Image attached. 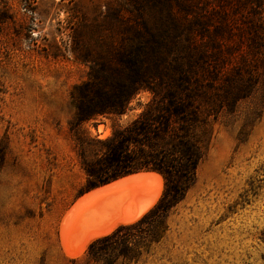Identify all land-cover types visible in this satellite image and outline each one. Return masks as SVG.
Returning <instances> with one entry per match:
<instances>
[{
    "label": "rangeland",
    "instance_id": "rangeland-1",
    "mask_svg": "<svg viewBox=\"0 0 264 264\" xmlns=\"http://www.w3.org/2000/svg\"><path fill=\"white\" fill-rule=\"evenodd\" d=\"M164 12L159 0H0V264H103L86 255L93 240L67 255L61 222L89 188L82 153L101 154L99 141L137 118L154 92L142 87L125 113L98 114L75 129L71 94L86 82L97 84L93 92L109 91L103 80L143 71L126 58L142 18L161 30L155 25ZM259 69L264 74V64ZM202 83L188 133L205 149L194 182L163 239L132 264H264V87L229 103L228 82L208 76ZM170 114L181 133L185 112ZM164 187L163 178L161 193ZM127 195L106 200L102 216H85L68 237L70 250L113 218Z\"/></svg>",
    "mask_w": 264,
    "mask_h": 264
},
{
    "label": "trees",
    "instance_id": "trees-1",
    "mask_svg": "<svg viewBox=\"0 0 264 264\" xmlns=\"http://www.w3.org/2000/svg\"><path fill=\"white\" fill-rule=\"evenodd\" d=\"M173 1L159 0L166 11L155 25L161 30L141 20L143 30L137 33L139 41L126 63L142 66L143 71L121 81L103 80L110 85L109 91L93 92L97 84L86 82L75 86L71 94L76 112L70 125L75 129L98 114L125 113L142 87L154 92L152 102L137 118L99 141L105 148L101 154L88 158L82 153L88 187L141 169L155 171L165 180L157 203L141 218L118 225L89 244L86 255L95 262L138 263L151 244L165 236L170 213L185 198L204 155V147L188 134L202 78L228 82L231 90L224 88L222 96L229 103L264 87L259 69L264 64V0ZM171 59L177 61L178 70L170 68ZM208 65L215 68L213 72L206 69ZM204 69L205 73L200 72ZM171 109L185 112L178 123L181 133Z\"/></svg>",
    "mask_w": 264,
    "mask_h": 264
},
{
    "label": "bare ground",
    "instance_id": "bare-ground-1",
    "mask_svg": "<svg viewBox=\"0 0 264 264\" xmlns=\"http://www.w3.org/2000/svg\"><path fill=\"white\" fill-rule=\"evenodd\" d=\"M97 130L102 133L101 136L107 134L102 124L97 126ZM162 183L163 179L160 174L151 170H143L93 188L78 197L65 212L60 227L61 243L67 255L72 257L79 255L89 242L103 233V231H91L87 235L84 245L74 251L70 250L67 245L68 237L78 230L82 219L93 211H97L106 200L118 198L123 194L130 196L123 207L122 217L113 222L111 227L104 230V233L108 234L119 224L135 222L148 212L157 203L161 195Z\"/></svg>",
    "mask_w": 264,
    "mask_h": 264
},
{
    "label": "crops",
    "instance_id": "crops-1",
    "mask_svg": "<svg viewBox=\"0 0 264 264\" xmlns=\"http://www.w3.org/2000/svg\"><path fill=\"white\" fill-rule=\"evenodd\" d=\"M130 196L127 195L125 198H123L119 204V211L118 213L111 219H109L108 221H106V223H104L103 225H99L98 227L94 228V229H91L89 231H87L85 234H84V238L87 237V235L91 232V231H103L102 234L100 235H97V237H100V236H103V235H106V233H104V230L111 227V225L113 224V222H115L117 219H119L120 217H122V210H123V207L125 206V204L128 202ZM106 211V208L105 209H100L98 211H96V217H100L102 216ZM121 225V224H119Z\"/></svg>",
    "mask_w": 264,
    "mask_h": 264
},
{
    "label": "water",
    "instance_id": "water-1",
    "mask_svg": "<svg viewBox=\"0 0 264 264\" xmlns=\"http://www.w3.org/2000/svg\"><path fill=\"white\" fill-rule=\"evenodd\" d=\"M143 170H148V169H141V170H137V171L129 172V173H126V174H124V175H121V176H118V177H116V178H113V179H111V180H109V181H106V182H103V183H99V184H97V185H93V186L89 187L87 190H85L84 192L80 193V194L76 197V199H77L78 197L84 195L86 192H89V191L92 190L93 188H96V187L102 186V185H104V184H107V183L113 182V181H115V180H118V179H121V178L127 177V176H129V175H133V174L138 173V172L143 171ZM76 199H75V200H76ZM75 200H74V201H75ZM74 201H73V203H74Z\"/></svg>",
    "mask_w": 264,
    "mask_h": 264
}]
</instances>
